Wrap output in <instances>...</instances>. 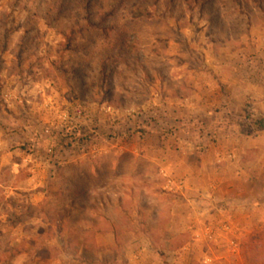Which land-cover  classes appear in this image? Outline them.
Wrapping results in <instances>:
<instances>
[{"label": "rangeland", "instance_id": "rangeland-1", "mask_svg": "<svg viewBox=\"0 0 264 264\" xmlns=\"http://www.w3.org/2000/svg\"><path fill=\"white\" fill-rule=\"evenodd\" d=\"M263 78L264 0H0V264H264L260 184L251 211L248 195L222 192L241 209L212 220L203 213L193 228L201 242L185 252L191 232L171 227L182 197L162 189L167 167L148 159V171L141 161L131 174L105 161L115 144L129 168L131 145L150 158L153 141H181L173 154L199 192L209 175L240 171L227 156L264 155L249 143L260 134L264 146V110L253 109ZM209 144L202 178L189 166ZM93 146L104 156L99 177L79 180L58 163L91 156ZM84 188L97 193L72 192ZM98 199L108 222L134 225L121 227L120 247H85L94 228L76 222L99 223ZM87 202L93 212L72 215Z\"/></svg>", "mask_w": 264, "mask_h": 264}, {"label": "crops", "instance_id": "crops-1", "mask_svg": "<svg viewBox=\"0 0 264 264\" xmlns=\"http://www.w3.org/2000/svg\"><path fill=\"white\" fill-rule=\"evenodd\" d=\"M264 79V78H263ZM262 81V80H261ZM264 82V81H263ZM249 104L251 105L252 101L249 100L248 101ZM264 110V93L262 98L260 99V105H256L253 106V109L256 110ZM252 109V108H251ZM233 139V138H232ZM231 136H229V141L232 140ZM235 139V137H234ZM151 140L149 139V141H144L142 143L143 147L149 146V144H151L150 142ZM249 141V140H248ZM247 141V143H248ZM262 139L260 138V134L258 135V137H254L253 139H250L249 143L251 145V147H256L257 150L259 152H262V150H264V146L261 145L262 143ZM178 141L174 142L176 144ZM155 142L153 141V144L150 145V147H153V156L149 158V156H145V155H140V147L137 145H131V152L133 153L131 154L130 160H131V165L128 168L126 166V162L125 161V157L123 155V153H125V151L122 149L123 145H119L115 144L113 146V152L115 153V156L112 158H106V163H108V161H110L111 165H113L112 167V171H121L123 172L124 169H129V171L131 172V174H137L140 173V162H145L147 163V166L145 167L148 171V167L150 166V162L153 164H157L159 165L158 167L161 169L163 168L165 170V167H167V170H165L167 172V179H173L175 180L176 186H171L167 187V185L163 186L162 189L167 191L168 195H173V196H178L181 195V201L180 203H176L175 206L171 207V213L174 214V216L171 218V222H173L171 224V227L173 229H176L178 227H184L185 230L183 231H190L191 235L189 236L187 233L183 235L184 240L183 242L185 243L180 249L178 250H182L184 249L185 252L186 251H190L191 248H193V245L196 243L201 242V238L200 236H198L196 234V231L193 229L194 227H199L198 221L200 220H204L203 218V213H209V216H207V218L209 219H218L220 218V215H231L232 210H239L241 209L240 207H234V206H229L230 201L232 200L231 197H224V193L225 195L231 196V193L234 194H243V195H248V202L250 203L249 206L247 207V210L251 211L252 206H253V202H255L254 200H252V195L255 194V190L252 191L253 187H257L258 184H260V194H264V155L260 154V156L256 161L253 160H241V157L238 156L237 159L236 155H229L227 156L228 158V163L230 165L233 166H237V168L240 169V171L235 172V170L233 169L231 172H228V175L226 176H222L220 175H209L207 180V186L204 187L203 189L200 190L199 192V188H197L196 186H194L192 184V180H189L188 177H186L185 175L182 174V172L180 171L186 163V161H183V158L181 156H177L175 154H173V151L176 147V145L174 143L172 144H167L160 142L159 144H154ZM174 144V145H173ZM130 145V144H129ZM179 146H183L182 142L179 141ZM177 145V146H178ZM214 144H209L208 149L205 148L204 151L198 156L200 157L197 161V165L194 167L192 164L190 167L189 166V171H193L194 169L197 171V174H200L202 176H204V170H208L207 165H206V161H205V156L212 151V149L214 148L213 146ZM212 146V147H211ZM136 151V153H134L133 151ZM91 156H76V155H69L68 157H60V161L58 162L59 164H68L69 166H72V168L75 169V175L77 179H83L85 177L86 173H90L92 175L93 178L99 177L101 176V171L104 167V160L102 159L104 156L103 155H96L95 153V146L91 147ZM156 152V153H155ZM141 157L143 158L141 160ZM232 157H234V159H232ZM240 158V159H239ZM149 159V160H148ZM144 160V161H143ZM252 164V165H251ZM259 164V166H258ZM167 165V166H166ZM247 165H250L248 168L250 169H246ZM220 166V165H219ZM235 166V167H236ZM256 166H258V170H253L254 168H256ZM244 167V168H243ZM164 170H161V172L163 174H166L164 172ZM216 170V169H215ZM160 173V172H159ZM243 173V174H242ZM190 174V173H189ZM239 175V177L242 178V181L244 180V185L246 186L245 189L241 190H237L238 188H241V182H236L235 180V175ZM192 175V173H191ZM121 178L124 179V175L120 174ZM243 176V177H242ZM198 177V176H197ZM204 178V177H202ZM215 187V190H213V188ZM167 188V189H166ZM246 188H250L251 190H247ZM106 190V187H101L100 190ZM125 189V188H124ZM123 191V190H122ZM220 191V192H219ZM239 191H241L239 193ZM74 194H80L83 196L88 195L89 193L94 194L97 193L96 191H87L86 188H84V190L82 191H72ZM105 193H107L105 191ZM200 193L203 194V198L205 197H209V199H202V197L200 196ZM123 195H126V192H122ZM195 197V198H192ZM223 201L224 203H215L213 201ZM84 202H86V200H84ZM99 203V204H98ZM98 203H94L97 208L99 205H101V208H98L101 212L100 216H99V223L97 225H95L94 223H90L82 218L77 219V224L83 226L85 229L89 228L92 230V228H94V234H91V237H87L85 239H83L85 242V247H87V243H91L93 244V246H99L100 248L104 247L105 248L108 247V245H110V248L112 247H120L119 242L121 241L120 239V234H121V227H127V229L133 227L134 225L131 224V222H128V224H126V222L122 223L119 221H114V222H108L107 220V213L108 210L106 207L103 206L101 199H98ZM90 202L84 203V204H75V208L72 210V215H76L77 212H87V211H92L94 210L93 207H90ZM100 207V206H99ZM244 208V207H243ZM246 208V207H245ZM93 212V211H92ZM229 214V215H228ZM225 215V216H226ZM228 219H231V217H227ZM120 220V219H119ZM209 221V220H208ZM221 221V220H220ZM210 223V222H209ZM211 224V223H210ZM116 225H118L117 228ZM98 226V227H97ZM109 226H111L110 228H108ZM104 227V228H102ZM106 227V228H105ZM125 229L127 232H129V237H128V241L130 246L132 245V247H137V245L133 244L135 237V233L133 230H127ZM90 231V230H89ZM87 233V232H86ZM84 235V233H83ZM86 235V234H85ZM104 245V246H103ZM149 248H151V246H149ZM180 253V252H179ZM181 254V253H180ZM124 255V257H126V254H122V256ZM129 256H127L128 258ZM130 258L133 259L135 258V254H130ZM174 262V260H173Z\"/></svg>", "mask_w": 264, "mask_h": 264}, {"label": "trees", "instance_id": "trees-1", "mask_svg": "<svg viewBox=\"0 0 264 264\" xmlns=\"http://www.w3.org/2000/svg\"><path fill=\"white\" fill-rule=\"evenodd\" d=\"M263 119H259L257 124L259 125V128L262 129L264 127Z\"/></svg>", "mask_w": 264, "mask_h": 264}, {"label": "built area", "instance_id": "built-area-1", "mask_svg": "<svg viewBox=\"0 0 264 264\" xmlns=\"http://www.w3.org/2000/svg\"><path fill=\"white\" fill-rule=\"evenodd\" d=\"M171 183H172L171 179L168 178V179H167V184H168V185H169V184L171 185ZM170 185H169V186H170Z\"/></svg>", "mask_w": 264, "mask_h": 264}]
</instances>
